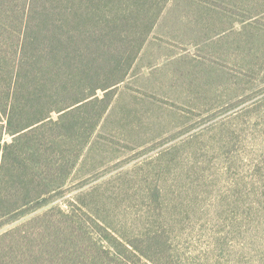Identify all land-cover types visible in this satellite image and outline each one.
I'll list each match as a JSON object with an SVG mask.
<instances>
[{
	"label": "rangeland",
	"instance_id": "1",
	"mask_svg": "<svg viewBox=\"0 0 264 264\" xmlns=\"http://www.w3.org/2000/svg\"><path fill=\"white\" fill-rule=\"evenodd\" d=\"M154 6L144 24L113 5L127 76L91 134L73 136L82 154L67 189L0 225L79 197L77 240L50 225L38 250L0 264H264V0Z\"/></svg>",
	"mask_w": 264,
	"mask_h": 264
},
{
	"label": "trees",
	"instance_id": "2",
	"mask_svg": "<svg viewBox=\"0 0 264 264\" xmlns=\"http://www.w3.org/2000/svg\"><path fill=\"white\" fill-rule=\"evenodd\" d=\"M157 1L146 0L145 8L139 0H0V225L67 189L82 154L73 136L91 134L134 59L116 40L126 18L113 5L135 9L146 24L143 15ZM80 112L94 122L89 130L77 123ZM76 200L0 234V260L38 250L35 239L50 225L55 237L77 240L76 210L84 205Z\"/></svg>",
	"mask_w": 264,
	"mask_h": 264
}]
</instances>
